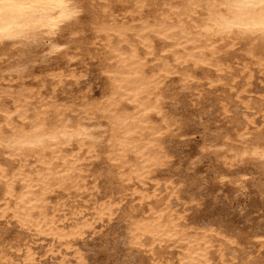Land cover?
<instances>
[{
	"label": "bare ground",
	"instance_id": "6f19581e",
	"mask_svg": "<svg viewBox=\"0 0 264 264\" xmlns=\"http://www.w3.org/2000/svg\"><path fill=\"white\" fill-rule=\"evenodd\" d=\"M131 1L130 5L126 4L129 0H107L102 11L93 16L96 38L104 37V72L108 86L103 99L88 104L85 111L106 118L109 167L105 176L107 183L112 182L116 187L114 191L108 190L107 200L95 202L90 218L86 207L75 208L68 217L66 204L51 206L52 195L60 189L87 190L82 162L98 155V138L104 132H95L78 121L71 124L64 115L68 107L62 109L55 104L42 103L30 116L28 106L36 95L26 86L10 94L15 99L13 109L1 110L0 154L8 155L19 166L9 172L0 159L3 188L0 217L10 216L21 229L23 236L15 248L22 253L20 264H37L39 260L31 244L21 243L28 234L43 241L51 240L47 252H62L59 247L66 251L73 249L74 259L84 263L86 258L77 243L96 223L111 222L123 210V196L129 190L138 204L123 215L127 223V245L139 252L147 249L152 255L148 264H214V235L229 244L236 242L234 235L210 226L198 227L201 233L192 234L191 227L185 223L186 217L176 214L173 207L177 190L168 194L164 206L158 204L157 192L161 186L154 180V174L166 163L164 135L174 125L164 111L166 97L162 88L167 78L179 72V66L184 69L181 75L186 86L199 68L217 72V79L211 80L210 85L228 84L225 75L232 66L227 63L228 51L223 54L219 47L220 41L226 39L231 47L241 39L250 41L248 55L260 70L264 69V4L260 0H177L156 14L157 10L148 8L150 0ZM86 6V0H0V43L57 34L64 24L77 19ZM136 21L140 22L138 29L133 24ZM130 32L135 41L130 40ZM91 43L96 45L95 40ZM154 61L159 62L151 65ZM243 68L248 70L246 78L250 84L254 72L248 65ZM54 76L61 82L63 72ZM248 92V88L241 89L236 96L242 99ZM242 102L246 110L253 108L250 101ZM260 102L264 118V96ZM229 112L223 104V114L228 116ZM155 116L163 121L162 127L153 124ZM244 117L243 123L237 120L236 139L242 145L233 146L231 151L244 165L264 164V138L254 142H247L246 138L252 133L256 119L247 112ZM16 119L24 125H18ZM31 159L40 168L31 170L28 165ZM113 165L119 168L116 173ZM229 173L222 177H230L238 193L244 179H236ZM152 182L156 183L151 190ZM117 194L122 196L115 198ZM262 234L251 236L252 246L264 245ZM173 246L180 251L175 259L167 258L165 249ZM6 251L0 253V264L13 262ZM218 251L217 264H231L224 250ZM61 262L74 263L66 257Z\"/></svg>",
	"mask_w": 264,
	"mask_h": 264
},
{
	"label": "rangeland",
	"instance_id": "374dc122",
	"mask_svg": "<svg viewBox=\"0 0 264 264\" xmlns=\"http://www.w3.org/2000/svg\"><path fill=\"white\" fill-rule=\"evenodd\" d=\"M176 1L150 0L151 6L148 8L157 10V14ZM86 3L87 6L78 14V18L64 24L57 34L0 43V120L2 109L14 108L15 99L11 95L26 86L32 88L36 95L30 99V116L42 103L55 104L62 109L68 107L64 115L71 124L81 122L95 132H104L101 140L98 138V155L82 162L87 190L60 189L52 195L51 206L66 204L65 213L68 217L75 208L86 207L87 217L90 218L95 202L107 200L108 190L112 188L114 191L116 186L112 182L107 183L105 176L109 167L106 118L102 114L85 111L88 104H96L103 99L108 86L104 72V37L96 38L97 34L92 27L94 13L102 11L107 0H86ZM126 4L131 5L133 1L129 0ZM133 24L138 29L140 22ZM129 38L135 41L132 32ZM93 40L96 45L92 46ZM238 42L232 47L228 39L219 43L223 54L228 51L225 53L227 63L232 66L225 75L228 84L210 85L211 80L217 79V72L210 68H199L194 71L192 82L186 86L181 75L184 69L179 66V72L167 78L163 85L162 91L166 97L164 111L174 125L164 135V153L168 155L166 163L154 174V180L161 186L157 192L160 194L157 198L159 203H155L164 206L168 194L177 190L173 207L176 214L186 217L185 223L191 227L189 230L192 234L201 233L198 227L204 225L234 235L236 242L233 244L214 235V264L220 261L219 248L224 250L231 264H264V245L252 246L254 241L251 240L254 233L264 235V164L258 162L255 165H244L231 151L233 146L242 145L236 137L239 121H245V112L256 119V124L251 127L252 133L246 136L247 142L264 138V118L259 103L264 96V69L260 70L248 55L252 43L243 39ZM158 62L154 61L151 65ZM244 65H248L254 72L250 84L246 78L248 70L243 68ZM60 72H63L61 82L59 77L54 76ZM246 88L250 92L239 99L237 91ZM246 100L253 105L252 109L244 108L242 101ZM223 104L230 109L228 116L223 114ZM16 120L18 125H24L21 120ZM153 124L162 127L164 123L159 116H155ZM0 159L9 172L19 166L17 161H11L6 154H0ZM28 165L31 170L40 168L32 159ZM112 169L115 173L119 170L117 165H113ZM224 173L232 174L236 179H244V188L237 193L230 177H222ZM155 183L149 184L151 190L155 188ZM119 196L122 195L117 194L115 198ZM2 198L3 188L0 184V203L3 202ZM137 204L131 190L127 191L121 204L123 210L118 211L111 222L96 223L92 233L88 232L77 243L86 258L84 263L74 259L73 249L66 251L59 247L62 252H47L51 244L49 239L43 241L28 234L21 243L28 242L36 249L39 254L37 264H62V257L71 260L73 264H148L152 255L147 249L139 252L129 249L127 245V223L123 215ZM20 232L13 218L0 217V253L7 250L13 258L12 264H20L22 260V253L15 251L23 236ZM165 250L166 257L173 259L180 251L174 246Z\"/></svg>",
	"mask_w": 264,
	"mask_h": 264
},
{
	"label": "snow or ice",
	"instance_id": "6c2138e0",
	"mask_svg": "<svg viewBox=\"0 0 264 264\" xmlns=\"http://www.w3.org/2000/svg\"><path fill=\"white\" fill-rule=\"evenodd\" d=\"M260 3H261V4H264V0H260Z\"/></svg>",
	"mask_w": 264,
	"mask_h": 264
}]
</instances>
